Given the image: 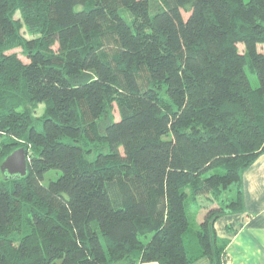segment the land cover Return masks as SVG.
<instances>
[{"label": "trees", "instance_id": "16d2710c", "mask_svg": "<svg viewBox=\"0 0 264 264\" xmlns=\"http://www.w3.org/2000/svg\"><path fill=\"white\" fill-rule=\"evenodd\" d=\"M258 47L264 0H0V163L27 160L0 171V264L225 259L214 223L264 153Z\"/></svg>", "mask_w": 264, "mask_h": 264}, {"label": "crops", "instance_id": "0c3cea01", "mask_svg": "<svg viewBox=\"0 0 264 264\" xmlns=\"http://www.w3.org/2000/svg\"><path fill=\"white\" fill-rule=\"evenodd\" d=\"M244 210L219 217L214 227L225 259L218 264H264V153L242 173ZM142 264H158L148 262ZM190 264H217L201 255Z\"/></svg>", "mask_w": 264, "mask_h": 264}, {"label": "water", "instance_id": "95a60500", "mask_svg": "<svg viewBox=\"0 0 264 264\" xmlns=\"http://www.w3.org/2000/svg\"><path fill=\"white\" fill-rule=\"evenodd\" d=\"M0 171L7 176H24L27 171L25 148L17 147L6 155L0 163Z\"/></svg>", "mask_w": 264, "mask_h": 264}, {"label": "rangeland", "instance_id": "374dc122", "mask_svg": "<svg viewBox=\"0 0 264 264\" xmlns=\"http://www.w3.org/2000/svg\"><path fill=\"white\" fill-rule=\"evenodd\" d=\"M258 48H259V50H264V47H258ZM239 50L243 51V45L242 44H239ZM19 57L26 61V58L24 56L19 55ZM247 73H248V77H249L251 85L254 86V87L257 86L258 85L257 75L255 73L249 72L248 70H247ZM41 111H42L41 106H38L36 114L39 115L41 113ZM113 115H114V118L116 120L119 118L118 111H117L116 107H114ZM2 138H3V136L0 135V142L2 141ZM1 177H2V175L0 173V179H1ZM55 177H56L55 176V171H51L50 170L49 172H47L45 174L44 182L47 183L50 178H55ZM193 225H195V224H193Z\"/></svg>", "mask_w": 264, "mask_h": 264}]
</instances>
